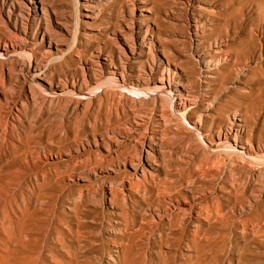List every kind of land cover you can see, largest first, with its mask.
Wrapping results in <instances>:
<instances>
[{"label": "rangeland", "instance_id": "obj_1", "mask_svg": "<svg viewBox=\"0 0 264 264\" xmlns=\"http://www.w3.org/2000/svg\"><path fill=\"white\" fill-rule=\"evenodd\" d=\"M0 264H264V0H0Z\"/></svg>", "mask_w": 264, "mask_h": 264}, {"label": "bare ground", "instance_id": "obj_2", "mask_svg": "<svg viewBox=\"0 0 264 264\" xmlns=\"http://www.w3.org/2000/svg\"><path fill=\"white\" fill-rule=\"evenodd\" d=\"M245 53H249V52H245ZM244 57H246V56H244ZM31 65V64H30ZM169 72V71H168ZM112 79V78H111ZM114 79V78H113ZM115 81V80H114ZM112 82H113V80H112ZM114 83V82H113ZM167 88V87H166ZM171 90V89H170ZM170 90H169V92H170ZM164 91H165V88H164ZM163 91V92H164ZM167 93H168V91H166ZM169 94V93H168ZM171 94V93H170ZM173 94V93H172ZM170 98H171V100H172V102H174V100H173V98H172V96H170ZM239 127H242V125H238L237 123H234L233 124V131L235 132V133H239V132H243V130L241 129V128H239ZM227 143H228V140H227ZM226 144V143H225ZM228 145V144H227ZM229 146V145H228ZM230 149V148H229ZM228 149V150H229ZM235 149V150H234ZM233 150L234 151H236V152H238L237 150V148H233ZM232 151V150H231ZM234 151H232V152H234ZM235 152V153H236ZM244 154V153H243Z\"/></svg>", "mask_w": 264, "mask_h": 264}]
</instances>
